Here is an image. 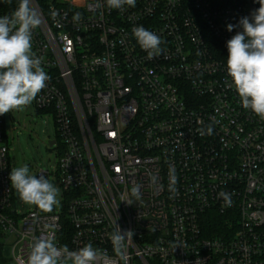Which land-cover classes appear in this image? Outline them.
Here are the masks:
<instances>
[{
    "label": "built area",
    "instance_id": "2783aa9c",
    "mask_svg": "<svg viewBox=\"0 0 264 264\" xmlns=\"http://www.w3.org/2000/svg\"><path fill=\"white\" fill-rule=\"evenodd\" d=\"M32 5L42 20L33 51L50 76L34 105L55 122L63 199L53 212L16 208L0 116V264H25L33 237L48 233L59 246L91 243L124 264L110 239L115 222L134 233L127 264H264V120L242 107L226 63V42L241 30L226 25L259 3ZM13 10L0 2V16ZM137 26L160 36L162 54L148 57L133 36ZM209 125L212 134H201ZM136 184L141 200L128 204ZM221 192L232 194L231 206Z\"/></svg>",
    "mask_w": 264,
    "mask_h": 264
},
{
    "label": "clouds",
    "instance_id": "9594fccd",
    "mask_svg": "<svg viewBox=\"0 0 264 264\" xmlns=\"http://www.w3.org/2000/svg\"><path fill=\"white\" fill-rule=\"evenodd\" d=\"M259 8L249 16L240 18L238 24H227L229 32L237 31L227 42V74L229 87H234L242 107L264 120V0H256ZM108 9L125 10L135 7L136 0H104ZM103 5L97 4V7ZM78 17V14H77ZM42 23L41 15L32 0H18L10 15L0 16V116L30 106L41 91L47 87L50 76L42 66V58L33 51V32ZM133 36L149 58L162 54L160 36L143 26L134 27ZM211 135V125L200 130ZM170 189L175 191V169L170 166ZM155 179V178H153ZM11 186L25 204L35 206L42 212H51L59 204L60 189L41 173L30 172L29 166L11 168ZM141 185L131 188V199L141 200ZM231 193L221 192L227 206H231ZM132 230H121L115 222L110 234L115 256L127 264L126 241L133 240ZM25 264H114L106 252L87 243L76 250L59 246L53 233L33 237Z\"/></svg>",
    "mask_w": 264,
    "mask_h": 264
},
{
    "label": "rangeland",
    "instance_id": "374dc122",
    "mask_svg": "<svg viewBox=\"0 0 264 264\" xmlns=\"http://www.w3.org/2000/svg\"><path fill=\"white\" fill-rule=\"evenodd\" d=\"M4 120L11 168L27 164L30 172L37 174V177L41 171L47 172L46 178L57 186L55 171L59 155L57 146L49 145L50 142L58 140L53 118L37 111L33 102L23 110L5 114ZM14 194L15 206L20 212L39 210L35 206L25 205L15 189ZM58 199L59 204L51 212L60 208L63 199L61 191ZM4 254L10 258L11 250L8 248Z\"/></svg>",
    "mask_w": 264,
    "mask_h": 264
},
{
    "label": "trees",
    "instance_id": "16d2710c",
    "mask_svg": "<svg viewBox=\"0 0 264 264\" xmlns=\"http://www.w3.org/2000/svg\"><path fill=\"white\" fill-rule=\"evenodd\" d=\"M5 10H13L18 5V0H0ZM220 222H216L215 226H218ZM2 252L0 251V262L2 261Z\"/></svg>",
    "mask_w": 264,
    "mask_h": 264
},
{
    "label": "water",
    "instance_id": "95a60500",
    "mask_svg": "<svg viewBox=\"0 0 264 264\" xmlns=\"http://www.w3.org/2000/svg\"><path fill=\"white\" fill-rule=\"evenodd\" d=\"M55 144V141H52L49 143L50 147H52Z\"/></svg>",
    "mask_w": 264,
    "mask_h": 264
}]
</instances>
